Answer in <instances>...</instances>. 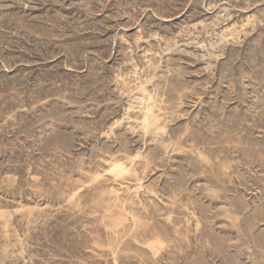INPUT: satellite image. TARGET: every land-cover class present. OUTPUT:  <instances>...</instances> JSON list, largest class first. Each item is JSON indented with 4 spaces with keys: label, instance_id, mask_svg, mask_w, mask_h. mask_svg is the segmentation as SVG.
<instances>
[{
    "label": "rangeland",
    "instance_id": "obj_1",
    "mask_svg": "<svg viewBox=\"0 0 264 264\" xmlns=\"http://www.w3.org/2000/svg\"><path fill=\"white\" fill-rule=\"evenodd\" d=\"M0 264H264V0H0Z\"/></svg>",
    "mask_w": 264,
    "mask_h": 264
},
{
    "label": "bare ground",
    "instance_id": "obj_2",
    "mask_svg": "<svg viewBox=\"0 0 264 264\" xmlns=\"http://www.w3.org/2000/svg\"><path fill=\"white\" fill-rule=\"evenodd\" d=\"M212 20V19H211ZM213 34V33H212ZM212 55V54H211ZM166 83V82H165ZM142 91L144 93H146V90L145 88H142ZM151 109L148 107L146 110H145V113H144V116H143V120H142V127L144 129V131H148L150 129V124H151ZM105 131V130H104ZM126 167V166H125ZM124 170V165L123 164H120V163H114L112 166H111V172L113 171H118V172H121ZM119 173V174H121ZM139 186V185H138ZM135 188V187H134ZM138 189V187H137ZM132 190V189H131ZM118 194V193H117ZM136 195V194H135ZM153 245V244H152Z\"/></svg>",
    "mask_w": 264,
    "mask_h": 264
}]
</instances>
